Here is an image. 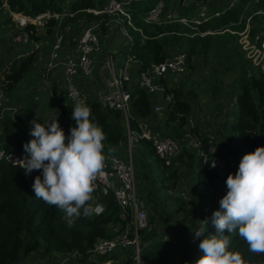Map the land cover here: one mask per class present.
Here are the masks:
<instances>
[{"label":"trees","instance_id":"1","mask_svg":"<svg viewBox=\"0 0 264 264\" xmlns=\"http://www.w3.org/2000/svg\"><path fill=\"white\" fill-rule=\"evenodd\" d=\"M61 1L8 0V4L16 14L36 17L48 11L61 12L65 9ZM118 1L124 3L131 15L133 26L127 25L126 20L119 25L126 28L129 36L125 59L130 57L137 63V72H146L153 65L166 61L173 53L182 51L188 57L189 74L197 70L195 61L202 58L210 91L215 98L228 96L223 90L225 76L233 77L234 86L230 90L232 96L229 95L234 102L231 119L217 131L210 132L202 129L198 123L196 126L191 125L197 107L196 89L188 92L182 84L166 88L162 96H151L137 85L131 87L130 129L136 131L143 119L158 121L159 116L154 113V107L156 103H160L165 105L162 114L167 133L182 145L181 153L167 166L150 142H138L139 165L143 170L140 176L138 173V179L141 192L146 195L151 206L150 227L140 233L141 259L143 264H196V260L202 255L198 250L199 244L204 237L216 232L215 226L210 220L205 225V219H202L203 223L201 220L194 231H190L186 220H178L179 231H174L171 238L159 237L155 219L160 216L164 221L160 199L163 194L177 191L184 177L192 174L196 176V186L206 191L226 185L218 180L209 163L204 164L198 150L188 146L189 135L199 138L205 153H209L211 138L218 141L220 150L227 152L235 160L233 174L238 170L245 154L264 146V73L247 59L239 36L250 17L252 34L258 31L256 24L262 18L255 14L264 9V0H193L191 4V0ZM107 2L108 0H73L69 10L77 12V16L67 22L77 19L97 22L100 24L98 32L105 34L113 17L96 16L85 10L102 8ZM160 3L164 4L160 21L146 22ZM3 4L4 0H0L4 27L17 28L28 36L30 42L41 40L32 25L18 28L6 13ZM45 31L53 34L58 30L51 23ZM73 36L74 32L65 37L68 40ZM67 40L65 38L63 50L67 46ZM35 59V53H17L4 38H0V72L6 69L5 94L11 95L32 74ZM169 97L171 100L167 101ZM85 104L91 109L90 120L102 128L105 134V145L119 152L126 150L129 144L128 129L123 112L106 109L100 101L92 98H88ZM218 109L222 110L221 104ZM62 110L71 117L72 108L62 107ZM18 119L7 114L0 125V141L8 153L24 154L23 145L33 137L30 129L18 124L23 119ZM139 165L137 161V171ZM37 175H41L43 179L42 170H34L26 175L23 169L0 161V264H28L38 256L56 260L57 255L75 256L73 264H103L109 260L104 257L93 261L91 251L98 240L116 237L127 223L121 217L120 207L113 194L101 198L106 207L104 214H94L88 218L82 216L72 227H68L64 213L58 207L50 206L35 197L32 183ZM145 183L149 188L144 186ZM95 197L94 190L89 202L93 206ZM219 208L220 204H213V210L207 218ZM196 231H200L202 237L195 238L193 233ZM225 234L228 235L229 250L239 252L244 264H264V253L250 252L238 232ZM134 257L133 251L129 250L113 258L119 259L123 264H135Z\"/></svg>","mask_w":264,"mask_h":264},{"label":"built area","instance_id":"2","mask_svg":"<svg viewBox=\"0 0 264 264\" xmlns=\"http://www.w3.org/2000/svg\"><path fill=\"white\" fill-rule=\"evenodd\" d=\"M3 8L9 17L15 22L18 28H26L29 25L35 27L36 32H44L49 24L54 23L59 35L55 45L51 50L48 61L46 62L45 71L46 77L53 76L54 71L59 68H64V79L66 91L69 100L74 102V97L87 102L88 96L84 93L77 82L78 77L91 78L95 73L94 57L100 52L101 42L99 37L100 24L90 23L85 27L76 43V50L72 56H69L65 62L61 60L65 36L72 33L71 28H66L61 31L67 20L75 19L77 12L69 9H64L61 12L48 11L36 17L24 16L16 14L10 10L8 0H4ZM164 9V4L160 3L146 19V22H159L160 16ZM96 16L108 15L113 17L115 22L126 20L127 25H132L131 15L125 8L123 2L118 0H108L102 8L85 10ZM255 15L261 17V22L256 24L258 31L252 34V17L248 18L246 28L239 33L240 44L246 52L247 59L252 61L253 65L264 73V9L259 10ZM2 14L0 12V19ZM121 24V23H118ZM123 32L127 37L128 33L123 26ZM188 57L187 54L179 51L173 53L166 61L153 65L146 72H137L133 70L134 62L128 57L124 66L114 64L109 60L107 66L111 73V80L108 84L109 95L104 96L100 102L106 109L118 110L123 112L126 126L128 129V148L125 151H117L110 146L104 145L105 167L97 175L93 181V188L96 192L94 198V206H99L100 211L98 216L104 214L106 207L101 202L103 196L113 194L116 202L121 210V217L127 221L124 229L112 239H100L95 244L91 251V259H99L108 257L109 260L103 264H119V260L113 257L125 251H133L135 254V264H143L141 259V239L140 233L150 227V204L145 194H142L140 181L138 179L137 166L133 158V146L139 140L150 142L157 155L165 161L167 166H170L172 160L176 158L182 151L181 143L172 137L165 129L164 124L161 125L153 119L140 120L138 129L132 131L130 129V119L132 116L131 87L137 85L140 89H144L151 96H162L166 85L173 78L177 81L179 77L187 73ZM6 69L0 72V120L4 117V112L7 111L5 106L6 95L4 93ZM173 77V78H172ZM177 77V78H176ZM165 82V83H164ZM170 97L167 101H170ZM164 108L161 104L156 103L154 113L159 117L162 115ZM9 115L14 119L15 113ZM27 129H30L26 126ZM69 127L63 128L65 136L70 135ZM67 131V132H66ZM135 135V137H134ZM188 146L198 150V154L203 158L204 164H210V168L215 171L218 180L226 184L228 175L233 174L235 160L228 155L227 152H222L219 147V142L211 138L209 141V153L202 150V144L199 138L191 135L188 136ZM111 148V153H109ZM24 154L8 153L4 144L0 141V161H5L12 166L19 167L14 161L23 159ZM215 164V167L213 165ZM22 169V168H21ZM119 231V228L116 229ZM75 258V256H69ZM94 261V260H93ZM58 264V263H55Z\"/></svg>","mask_w":264,"mask_h":264},{"label":"clouds","instance_id":"3","mask_svg":"<svg viewBox=\"0 0 264 264\" xmlns=\"http://www.w3.org/2000/svg\"><path fill=\"white\" fill-rule=\"evenodd\" d=\"M91 109L74 97L71 118L76 126L65 136L57 118L45 123L33 119L30 135L23 145V159L18 163L26 175L42 170L32 183L35 197L64 213L68 227L77 219L97 214L99 206L89 203L94 191L93 181L105 167V134L90 120ZM111 153V148H109ZM215 167V164L213 165ZM228 189L220 208L205 218L216 232L204 237L199 249L202 255L196 264H244L239 252L229 250L228 234L237 233L252 253H264V146L245 154L235 174L226 179ZM202 237L200 231L193 233Z\"/></svg>","mask_w":264,"mask_h":264},{"label":"rangeland","instance_id":"4","mask_svg":"<svg viewBox=\"0 0 264 264\" xmlns=\"http://www.w3.org/2000/svg\"><path fill=\"white\" fill-rule=\"evenodd\" d=\"M73 0H62L65 9H70V5ZM236 1V0H235ZM193 0L189 3L191 4ZM206 10L203 12L205 13ZM174 15V13L172 14ZM203 15V14H202ZM172 16H169V18ZM4 19H0V38H4L9 45L14 47L17 53L29 52L35 53V69L32 74L28 76L23 83H21L11 95H6L5 106L7 111L4 113L3 119L0 123H3L7 114L15 113L17 117L23 119L22 122L18 119V124L22 126H30L29 123L33 119H36L39 123H45L57 118L60 127L63 129L69 127L68 131L72 127L76 126V121L70 116L66 115L62 107L73 109L74 102L69 100L66 85L64 84V78L60 70H55L54 75L46 77L45 66L49 59L51 50L55 45L58 31H54L53 34H47L46 31L39 32L38 36L40 41L30 42L28 36L18 31L17 28L11 26H3ZM261 20L257 22L259 24ZM121 21H111L108 31L103 34L99 31V37L101 42V49L98 54L94 57V68L95 73L91 78H82L85 80L84 84L89 86L91 92L88 94L84 91L89 98L100 101V95L102 97L109 95L108 84L111 80V73L107 66L109 60H112L114 64H119L121 67L125 63V50L128 46V37L123 32V27L119 25ZM89 22L77 19L74 22H67L63 25L61 31L66 28H71L74 32V36L71 39L65 37L67 40V46L61 54V60L65 62L69 56H72L76 50L77 39L85 29ZM3 26V27H2ZM258 28V27H257ZM100 30V29H99ZM197 70L192 73H187L178 80L166 83L170 88L178 87L179 85L190 92L193 88L196 89L197 95V107L195 109L192 126H196L197 123L202 129L210 131H217L221 128L222 124L231 119L233 99L230 90L233 88V77L231 75L225 76V83L223 84L224 92H227V97H214L210 91V84L207 78V71L203 69L202 58H198L196 61ZM78 78V79H79ZM77 79V82H78ZM83 88V87H82ZM99 91H101L99 95ZM231 95V96H229ZM222 105V110L218 109L219 105ZM164 108L165 105L161 104ZM2 112H0V115ZM70 117V118H69ZM163 114L158 117L157 123L164 124ZM24 124V125H23ZM67 132V131H66ZM135 137V135H134ZM139 142V141H138ZM138 142L134 143L133 146V158L135 163H140L138 153ZM105 145V142L103 141ZM125 151V150H124ZM138 169V173H142L141 169ZM142 179V177H140ZM144 186L149 188L148 184ZM228 189L226 185L219 186L218 188L210 191L198 188L196 186V176L192 174L184 177L181 182L180 188L175 192H168L161 196L162 206L161 211L163 212V218L160 216L156 217V228H159L158 236L171 238L174 231L178 230V220H186L188 223V229L194 231L196 225L201 223V220L208 217L209 213L213 210V204L216 206L219 204L220 199L226 195ZM202 220V223H203ZM203 226V224H201ZM199 252L200 249H198ZM56 258L52 259L43 258V256L36 257V261L31 264H73L74 258H70L63 255H57ZM94 261L98 259L93 258ZM119 260V259H118ZM30 264V263H28ZM119 264H123L119 260Z\"/></svg>","mask_w":264,"mask_h":264},{"label":"crops","instance_id":"5","mask_svg":"<svg viewBox=\"0 0 264 264\" xmlns=\"http://www.w3.org/2000/svg\"><path fill=\"white\" fill-rule=\"evenodd\" d=\"M127 60V59H126ZM126 60H125V63H126ZM124 63V64H125ZM124 64H123V66H124ZM138 65H137V63H134V66H133V70L135 71V70H137L138 68ZM56 70H60L61 72H62V75H63V78H64V68L63 67H59V68H57ZM94 76V75H93ZM79 78V77H78ZM77 78V79H78ZM88 79V78H87ZM65 80V79H64ZM84 82H85V80H83L82 78H79L78 79V84H79V86L81 87V89H83L85 92H87L88 94L91 92V90H90V88H89V86H87V85H85L84 84ZM64 84H65V81H64ZM83 87V88H82ZM100 93H101V91H99V95H100ZM88 96V95H87ZM88 98H89V96H88ZM103 97L100 95V99L99 100H101ZM159 98V100L161 99V97H158ZM160 104V103H159ZM0 125H1V123H0ZM29 128H30V126H28ZM36 261V257L34 258V259H32L31 261H29L28 263H33V262H35Z\"/></svg>","mask_w":264,"mask_h":264}]
</instances>
